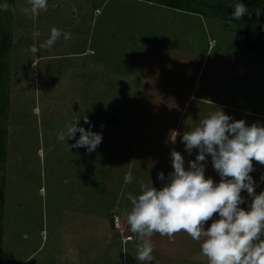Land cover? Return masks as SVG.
<instances>
[{
    "label": "rangeland",
    "instance_id": "374dc122",
    "mask_svg": "<svg viewBox=\"0 0 264 264\" xmlns=\"http://www.w3.org/2000/svg\"><path fill=\"white\" fill-rule=\"evenodd\" d=\"M184 1L197 12L154 0H48L32 19L19 12L27 0H7L17 11H0L10 42L0 63V264H140L127 194L140 183L162 187L172 151L187 168L197 150L186 152L182 135L211 112L264 126V43L258 55L234 46L236 0ZM250 1L241 0L251 13L241 20L264 26ZM52 27L70 39L29 56ZM76 118L102 134L95 151L57 139ZM206 158L205 176L218 183ZM253 168L259 194L264 165L253 160ZM241 196L247 210L252 197ZM150 239L151 264H209L183 231Z\"/></svg>",
    "mask_w": 264,
    "mask_h": 264
},
{
    "label": "clouds",
    "instance_id": "9594fccd",
    "mask_svg": "<svg viewBox=\"0 0 264 264\" xmlns=\"http://www.w3.org/2000/svg\"><path fill=\"white\" fill-rule=\"evenodd\" d=\"M230 7L234 20L251 15L241 0ZM47 9L48 0H27V6L21 7L19 12L36 19ZM0 11L16 14L17 9L4 0L0 3ZM256 13L259 16L260 10ZM61 37L70 39V33L52 27L39 47L31 45L26 52L36 56L40 49L53 48ZM84 123L91 124L87 117ZM66 138L75 141L70 146L67 144L68 148L85 147L88 152L95 151L102 142V134L91 128L86 130L78 118L66 123L58 133L60 142L66 143ZM181 139L186 152L197 150L195 160H189L185 168L181 153L172 151L173 171L166 181L164 173H158V179L164 181L162 187L140 183L138 194H127L131 208L126 212V222L138 241L134 258L140 264H151L155 257L150 238L159 233L172 240L175 234L183 231L200 242L201 253L209 264H264V239H261L264 191L255 193V182L250 175L254 170L253 160L264 165V126L247 125L243 119L233 120L219 109L201 119ZM206 154L210 155L212 166L221 178L218 183L205 176ZM132 181L129 171L124 182L130 184ZM245 190L252 197L247 210L240 207L245 202L241 196ZM215 214L218 218L213 219ZM210 220L212 222L205 228Z\"/></svg>",
    "mask_w": 264,
    "mask_h": 264
},
{
    "label": "trees",
    "instance_id": "16d2710c",
    "mask_svg": "<svg viewBox=\"0 0 264 264\" xmlns=\"http://www.w3.org/2000/svg\"><path fill=\"white\" fill-rule=\"evenodd\" d=\"M149 1L152 2V0ZM154 1L164 6L174 7L176 9H181L185 11L197 12L196 10L193 9L192 6H188V2H185L184 0H154ZM249 4L251 10L255 15L257 14L256 13L257 9L260 10V13L264 11V0H251ZM233 21L242 24V26H240V28L237 30L235 34L234 46L244 48L248 52L258 55L261 52L262 45L264 43V26L252 22H245L243 20L233 19ZM8 38L9 37L5 32H2L0 34V63L7 45L10 44ZM2 69L3 67H1L0 65V82L2 79V74H1ZM3 205H4V191L2 188H0V210L2 209Z\"/></svg>",
    "mask_w": 264,
    "mask_h": 264
},
{
    "label": "built area",
    "instance_id": "2783aa9c",
    "mask_svg": "<svg viewBox=\"0 0 264 264\" xmlns=\"http://www.w3.org/2000/svg\"><path fill=\"white\" fill-rule=\"evenodd\" d=\"M113 225L115 226V227H119L120 225H119V223H118V217L117 216H115L114 217V219H113ZM131 238H132V236L130 237H128V236H126L125 237V241H128L129 239L131 240Z\"/></svg>",
    "mask_w": 264,
    "mask_h": 264
},
{
    "label": "water",
    "instance_id": "95a60500",
    "mask_svg": "<svg viewBox=\"0 0 264 264\" xmlns=\"http://www.w3.org/2000/svg\"><path fill=\"white\" fill-rule=\"evenodd\" d=\"M111 121H112L113 123H115V122H116V118H115V117H111Z\"/></svg>",
    "mask_w": 264,
    "mask_h": 264
},
{
    "label": "crops",
    "instance_id": "0c3cea01",
    "mask_svg": "<svg viewBox=\"0 0 264 264\" xmlns=\"http://www.w3.org/2000/svg\"><path fill=\"white\" fill-rule=\"evenodd\" d=\"M261 177H262V175H261ZM261 177L259 178L260 180H261Z\"/></svg>",
    "mask_w": 264,
    "mask_h": 264
}]
</instances>
